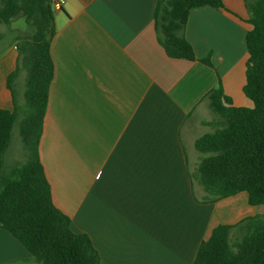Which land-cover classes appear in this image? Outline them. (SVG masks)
Wrapping results in <instances>:
<instances>
[{
	"label": "crops",
	"instance_id": "crops-1",
	"mask_svg": "<svg viewBox=\"0 0 264 264\" xmlns=\"http://www.w3.org/2000/svg\"><path fill=\"white\" fill-rule=\"evenodd\" d=\"M221 2L191 9L186 37L195 60L171 57L160 43L158 0L54 8L39 154L55 205L90 236L104 264H193L215 227L264 214L245 191L203 201L192 178L203 156L195 142L213 130L209 92L221 85L227 103L254 106L244 91L253 28L246 0ZM32 33L24 17L0 20L1 109L25 104L8 78L18 44ZM26 75L14 79L23 97ZM32 257L0 223V264H39Z\"/></svg>",
	"mask_w": 264,
	"mask_h": 264
},
{
	"label": "trees",
	"instance_id": "trees-1",
	"mask_svg": "<svg viewBox=\"0 0 264 264\" xmlns=\"http://www.w3.org/2000/svg\"><path fill=\"white\" fill-rule=\"evenodd\" d=\"M223 6L221 0H158L156 29L168 55L197 59L186 37L192 8ZM253 25L247 33L249 52L246 95L253 107L229 104L221 85L207 95L214 114L211 132L195 146L203 156L192 174L206 192L203 201H216L238 192L248 193L253 206L264 205V0H246ZM24 17L33 33L18 44L17 70L9 87L25 70V104L14 110L0 108V223L39 264H104L87 233L71 228V217L52 197L39 154V142L54 75L51 43L56 34L50 0H0V20ZM203 61L209 62L208 59ZM21 116L20 135L26 161L7 163L14 127ZM193 264H264V214L236 224H220L204 239Z\"/></svg>",
	"mask_w": 264,
	"mask_h": 264
},
{
	"label": "rangeland",
	"instance_id": "rangeland-1",
	"mask_svg": "<svg viewBox=\"0 0 264 264\" xmlns=\"http://www.w3.org/2000/svg\"><path fill=\"white\" fill-rule=\"evenodd\" d=\"M13 87L16 93V96L18 98V100L24 99L25 97L21 96L22 93V87L20 84H18L17 80L13 81ZM23 103L19 104V107H23ZM214 117V114L212 113V119ZM20 125H21V116L19 117V120L17 121L14 130H13V140L11 143V150L9 155L7 156V163L12 164L14 162H19V163H23L26 161L27 157L25 155V151H24V147H23V142L21 139V135H20ZM200 187L199 189V195L202 197V195L205 194V192H203L202 187Z\"/></svg>",
	"mask_w": 264,
	"mask_h": 264
},
{
	"label": "built area",
	"instance_id": "built-area-1",
	"mask_svg": "<svg viewBox=\"0 0 264 264\" xmlns=\"http://www.w3.org/2000/svg\"><path fill=\"white\" fill-rule=\"evenodd\" d=\"M50 2L54 8H62L65 5L66 0H50Z\"/></svg>",
	"mask_w": 264,
	"mask_h": 264
}]
</instances>
